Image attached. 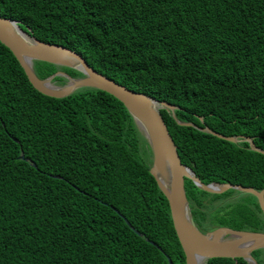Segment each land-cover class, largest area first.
Wrapping results in <instances>:
<instances>
[{
  "label": "trees",
  "instance_id": "obj_1",
  "mask_svg": "<svg viewBox=\"0 0 264 264\" xmlns=\"http://www.w3.org/2000/svg\"><path fill=\"white\" fill-rule=\"evenodd\" d=\"M0 16L78 52L115 82L177 106V119L251 137L264 150V0H0ZM33 68L40 78L82 75L42 61ZM160 113L181 162L203 183L264 188V155L248 142ZM150 164V148L120 101L89 87L43 95L0 43V264H169L166 256L185 264ZM184 188L201 231L264 230L253 195L229 189L220 196L188 178Z\"/></svg>",
  "mask_w": 264,
  "mask_h": 264
},
{
  "label": "water",
  "instance_id": "obj_2",
  "mask_svg": "<svg viewBox=\"0 0 264 264\" xmlns=\"http://www.w3.org/2000/svg\"><path fill=\"white\" fill-rule=\"evenodd\" d=\"M0 43L11 51L22 67L29 83L43 95L63 98L79 88L89 87L104 91L123 104L150 148L149 173L153 176L159 190L168 202L173 228L182 248L185 264H207L208 259L211 258H232L235 261L237 258H243L248 264H257L251 253L254 250L264 248V232L237 230L224 226L207 232L201 231L191 213L185 193L184 179H190L197 188L210 193H223L233 189L251 194L256 198L263 217L264 188L258 190L241 184L203 183L190 167L181 162L177 147L160 110L168 111L178 125L195 127L200 131L232 143L246 141L249 144V149L264 155V150L258 148L251 137L226 136L211 130L207 126L197 127L192 122L177 119L174 112L177 106L156 100L115 82L93 69L78 52L63 45L51 44L37 39L32 35L29 27L26 30L20 27V21L0 16ZM34 61L76 69L82 75L72 77L68 73L58 70L45 78H40L34 71ZM56 76H63L66 82L56 84L53 81ZM200 120H202L201 117ZM14 140L17 142L16 139ZM19 158L36 167L33 161L24 157L22 151ZM115 212L123 217L117 210ZM123 219L133 229L128 220L124 217ZM136 233L138 236H143L141 232L136 231ZM146 240L149 241L147 238ZM150 242L157 246L154 242ZM157 247L161 250L159 246ZM166 258L169 264H173L169 256Z\"/></svg>",
  "mask_w": 264,
  "mask_h": 264
},
{
  "label": "flooded vegetation",
  "instance_id": "obj_3",
  "mask_svg": "<svg viewBox=\"0 0 264 264\" xmlns=\"http://www.w3.org/2000/svg\"><path fill=\"white\" fill-rule=\"evenodd\" d=\"M219 227H221V226H219ZM224 227H228V226H224ZM215 228H217V227H215ZM215 228H213V229H215ZM229 228H232V227H229ZM213 229H210V230H213ZM232 229H234V228H232ZM210 230H207V231H210ZM237 230H239V229H237ZM207 231H203V232H207ZM260 232H264V230H262V231H260ZM258 250L264 251V248H263V249H257V250H254V251L251 253L252 257L256 260L257 264H258V259H257V258H262V257H264V252H263V254L261 253V254H259L258 256L253 254L255 251H258ZM211 259H212V258H211ZM237 259H239V258H237ZM237 259H236V260H237ZM242 259H243V258H242ZM208 260H209V259H208ZM243 260H244V259H243ZM244 261L248 264V262H247L246 260H244ZM235 263L238 264L237 261H236Z\"/></svg>",
  "mask_w": 264,
  "mask_h": 264
},
{
  "label": "rangeland",
  "instance_id": "obj_4",
  "mask_svg": "<svg viewBox=\"0 0 264 264\" xmlns=\"http://www.w3.org/2000/svg\"><path fill=\"white\" fill-rule=\"evenodd\" d=\"M223 193H213V194H217V195H220L221 196ZM232 195H235V193H233ZM205 197H208V196L206 195Z\"/></svg>",
  "mask_w": 264,
  "mask_h": 264
}]
</instances>
